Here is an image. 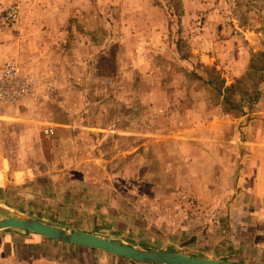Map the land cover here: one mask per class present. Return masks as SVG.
Instances as JSON below:
<instances>
[{
  "label": "rangeland",
  "instance_id": "rangeland-1",
  "mask_svg": "<svg viewBox=\"0 0 264 264\" xmlns=\"http://www.w3.org/2000/svg\"><path fill=\"white\" fill-rule=\"evenodd\" d=\"M7 60L32 86L0 107L5 148L26 113L72 125L42 136L36 183L80 174L175 240L236 227L245 140L264 166V0H0Z\"/></svg>",
  "mask_w": 264,
  "mask_h": 264
},
{
  "label": "crops",
  "instance_id": "crops-1",
  "mask_svg": "<svg viewBox=\"0 0 264 264\" xmlns=\"http://www.w3.org/2000/svg\"><path fill=\"white\" fill-rule=\"evenodd\" d=\"M26 116L27 121L12 123L10 135L6 137L8 148L3 143L5 139L0 137L2 206L72 230L90 232L127 244L192 256L221 258L241 264H264V166L255 168V137L245 140L254 153L251 151L245 154L243 165L236 172V196L233 203L237 214L236 227L218 229L211 223L206 230V238H202L196 232H203L204 229L201 230V225L193 219L187 230H180L181 238L175 240L161 236L158 231L150 232L152 225L143 217L138 219L139 216L131 213L132 206L128 207L129 212H125L119 205L121 202H110L103 193L102 186L91 183L80 174L67 177L64 183L54 179L53 174L52 184L42 181L36 183L37 176L44 174L38 173L36 161L41 165L48 164L47 158H44L45 150L36 154L42 136L49 137L51 134H45V131L52 129V134H57L59 128L66 129L72 125L33 123L28 113ZM18 125L26 131L23 136L18 133ZM66 169L64 166L56 175L66 176ZM196 238L198 248L191 246L195 245L193 241ZM0 264L145 263L30 231L5 228L0 229Z\"/></svg>",
  "mask_w": 264,
  "mask_h": 264
},
{
  "label": "water",
  "instance_id": "water-1",
  "mask_svg": "<svg viewBox=\"0 0 264 264\" xmlns=\"http://www.w3.org/2000/svg\"><path fill=\"white\" fill-rule=\"evenodd\" d=\"M0 229L16 228L69 244L99 249L145 264H241L235 261L127 244L90 232L72 230L0 204Z\"/></svg>",
  "mask_w": 264,
  "mask_h": 264
},
{
  "label": "built area",
  "instance_id": "built-area-1",
  "mask_svg": "<svg viewBox=\"0 0 264 264\" xmlns=\"http://www.w3.org/2000/svg\"><path fill=\"white\" fill-rule=\"evenodd\" d=\"M11 16L16 18V10L12 9ZM32 79L23 75L21 68L12 60H7L0 66V107L18 103L31 91ZM45 133H53L47 129Z\"/></svg>",
  "mask_w": 264,
  "mask_h": 264
},
{
  "label": "trees",
  "instance_id": "trees-1",
  "mask_svg": "<svg viewBox=\"0 0 264 264\" xmlns=\"http://www.w3.org/2000/svg\"><path fill=\"white\" fill-rule=\"evenodd\" d=\"M222 83L224 84L225 82L222 81ZM223 84H222V86H223V87L225 86V87H224L225 90H230V89L233 87V85H231V86H226V85H223ZM220 86H221V85H220ZM220 86H218L217 88L219 89ZM220 90H221V89H220Z\"/></svg>",
  "mask_w": 264,
  "mask_h": 264
}]
</instances>
